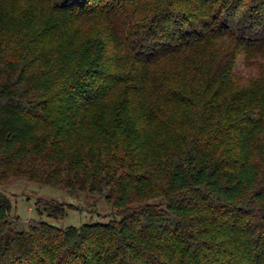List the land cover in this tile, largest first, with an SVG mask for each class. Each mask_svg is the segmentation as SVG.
Listing matches in <instances>:
<instances>
[{
  "label": "trees",
  "instance_id": "1",
  "mask_svg": "<svg viewBox=\"0 0 264 264\" xmlns=\"http://www.w3.org/2000/svg\"><path fill=\"white\" fill-rule=\"evenodd\" d=\"M17 176L120 217L17 229L0 191V264H264V0H0Z\"/></svg>",
  "mask_w": 264,
  "mask_h": 264
},
{
  "label": "rangeland",
  "instance_id": "2",
  "mask_svg": "<svg viewBox=\"0 0 264 264\" xmlns=\"http://www.w3.org/2000/svg\"><path fill=\"white\" fill-rule=\"evenodd\" d=\"M0 191L9 198V214L17 218V229H27L31 220H43L58 227H66L79 226L87 222L105 223L120 217L100 195L40 184L19 176L11 178L8 184L0 188ZM38 197L53 198L73 204L74 207L67 206L66 214L56 218L46 212H38L36 209Z\"/></svg>",
  "mask_w": 264,
  "mask_h": 264
}]
</instances>
